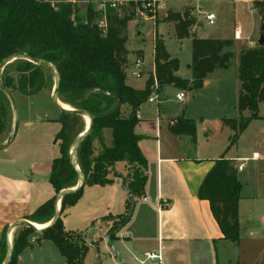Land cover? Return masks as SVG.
Instances as JSON below:
<instances>
[{
	"label": "trees",
	"instance_id": "16d2710c",
	"mask_svg": "<svg viewBox=\"0 0 264 264\" xmlns=\"http://www.w3.org/2000/svg\"><path fill=\"white\" fill-rule=\"evenodd\" d=\"M98 1L104 0L58 3L45 0H0V64L15 54L28 55L52 64L61 77V103L71 109L87 112L94 120L90 136L77 151L78 166L85 177V186L62 199L60 218L52 227L41 233L26 227L15 230L11 241L13 258L10 264H19L18 258L31 246L29 237L34 234L54 243L67 264H84L90 245L81 234L67 232L61 216L78 203L85 187L113 184L118 164L126 165L129 173L126 189L135 204L145 195L147 161L139 148L141 137L135 134V127L138 124L137 113L151 95L153 76L149 77L144 90H135L127 85V28L132 14L125 11L121 15L109 11L108 33L103 35L97 26L100 13L95 2ZM124 1H128L131 6L141 5L147 0ZM258 14L264 23V7ZM168 18L177 23L178 39L191 37L190 29L195 23L192 19H184L182 14H168ZM233 48L232 40L192 37V62L189 65L193 75L189 90L196 91L203 87L208 75L217 70H228L232 61L238 60L239 117L222 121L225 128L234 132L227 151L236 145L240 135L254 120L260 119V105L264 104V49L258 46L242 50L236 57ZM154 68L159 93L166 86H174L178 90L189 88L188 81L176 75L180 69L179 60L170 57L164 43L158 38L154 41ZM53 81L49 71L24 60L8 65L2 74L3 85L14 96H35L43 90L51 91ZM92 89H101L113 97L95 93L86 98ZM119 101L122 106L130 108L129 117H123L121 109L114 115H108ZM59 122L62 129L55 141L59 144L61 157L53 162L49 178L56 195L27 219L33 224H49L55 215L56 196L78 184V175L70 163L69 152L73 142L86 130V121L81 116L61 113ZM11 127V104L0 90V143L6 142ZM171 133L188 137L196 143V122L181 118L171 127ZM242 189L235 162L227 159L225 153L214 162L198 190L199 200L209 203L224 240L235 246L240 243L239 204ZM131 197L125 215L105 220L115 221L114 226H124L133 209ZM6 232L7 229L0 239V264H4L7 256Z\"/></svg>",
	"mask_w": 264,
	"mask_h": 264
},
{
	"label": "crops",
	"instance_id": "0c3cea01",
	"mask_svg": "<svg viewBox=\"0 0 264 264\" xmlns=\"http://www.w3.org/2000/svg\"><path fill=\"white\" fill-rule=\"evenodd\" d=\"M45 1L73 2V0ZM199 11H202L201 6ZM185 14L182 13L183 18ZM198 26L202 27V24L199 23ZM156 38H153V48ZM221 40L235 41L234 37ZM233 51L237 54L235 48ZM128 52L126 83L135 90H144L154 65V54L153 60L150 61L146 59L143 50H138L135 60H131L130 51ZM137 58L145 61L143 75L139 79L133 76ZM176 75L179 77L178 73ZM208 76L203 87L198 90H203L211 84L207 81ZM183 80L192 82L193 75ZM174 89V86H169L168 89L164 87L159 93L158 102H146L137 113L138 124L135 127V134L141 137L139 148L147 161V184L145 195L137 200L135 208L132 209L134 211L132 217L115 236L113 245L122 259L129 264H153L146 259L145 254L158 252L160 249L162 264H220L217 247L219 245L225 247V242L228 241L224 240L209 203L199 200L198 190L214 162L223 154L217 159L201 156L197 149L198 136L202 133V141L211 143L213 133L209 122L200 116L202 114L199 113L197 116L194 91L188 92L185 109L172 105L170 94ZM43 91L52 97L49 90ZM37 95L15 96L19 110L17 134L7 148L0 150V239L4 230L12 223L28 221L27 219L41 205L56 195L49 178L53 162L61 157L59 144L55 141L62 129L59 122L61 112L58 109L54 111L49 107L37 105L35 101ZM238 95L239 90L236 95L237 115L233 118H227L224 113L225 107L221 97L213 98L209 102L213 111L217 113L215 125L222 133L226 132L222 123L224 119L239 117ZM125 107L129 112L122 116L127 118L131 110L124 105L121 112ZM181 118L196 122V143L188 137H178L171 133V127ZM106 136L109 144L108 133ZM226 158L233 160L236 168L241 164L236 157ZM260 160L261 158L253 161ZM116 170L128 178L129 173L125 164H118ZM114 180L113 184L105 187H85L78 203L68 208L61 216L65 230L81 234L90 245L84 264L89 262L123 264L106 244V237L114 227L115 221L105 219L125 215L130 197L122 182H117L115 177ZM242 202L241 192L239 220ZM14 232L15 230L11 235V241ZM29 242L31 246L20 254L19 264H67L59 250L57 249L61 257L52 249L50 244L54 246L55 244L42 239L39 234L31 235Z\"/></svg>",
	"mask_w": 264,
	"mask_h": 264
},
{
	"label": "rangeland",
	"instance_id": "374dc122",
	"mask_svg": "<svg viewBox=\"0 0 264 264\" xmlns=\"http://www.w3.org/2000/svg\"><path fill=\"white\" fill-rule=\"evenodd\" d=\"M199 6L202 7V11H199ZM199 6L197 7L195 3L181 4L165 0L164 10L156 14L154 23L151 20H146L145 17L148 16V13L143 11L141 5H129L128 12L132 14V19L129 21L127 28V48L130 51V59L135 60V56L137 57L139 53L138 50H143L146 59L153 60V38L157 37L164 43L170 57L179 60L180 70L178 76L182 79H188L192 76L189 69L192 62V37L197 39H230L234 37L235 28L241 26L243 30L242 40L233 42L236 53L238 54L240 50L259 46L262 21L261 15L258 13L264 7V0H201ZM188 12L192 15L190 19L195 22L190 29L191 37L189 39H178L176 37L177 23L170 20L168 14ZM209 14L216 16L214 25L208 23L207 17ZM199 23L202 24V27L198 26ZM236 41H238L237 44L240 47L236 46ZM137 60H141L144 65L145 61L143 59L137 58ZM130 70H128L129 73ZM153 71H155L154 65H152L150 75ZM237 71L238 60L234 59L228 70H218L208 76L207 81L211 82L208 87L194 91V107H196L195 111L198 114L196 115L202 114L200 116L209 122L213 133L212 141L209 144L202 141L203 135L199 133L197 149L201 156L207 159H217L225 153L226 157H236L238 160L249 159L245 169L238 172L239 181L243 185V202L239 220L240 243L235 246L230 242H225L226 246L219 245L217 250L220 264H264V104L260 105V119L254 120L246 131L240 135L236 145L228 151L233 133L228 128L224 133L218 131V127L215 125L217 113L209 105L213 98L221 97L227 118H233L237 115L236 95L240 88ZM207 81L206 83H208ZM188 83L189 88L181 90L187 96L188 92H193L189 90L192 82L188 81ZM54 85L55 79L51 93H53ZM166 87L168 89L169 86ZM179 91L177 88L171 90V104L175 105L176 108L185 109L188 98L184 102H178L176 94ZM35 101L37 105L40 104L44 108L49 107L50 110L54 111L57 109L52 97L50 98L45 91H41L35 97ZM215 108L217 109L216 106ZM128 112L129 110L126 107L122 110L124 116ZM253 153H257L261 160L252 161ZM50 245L59 256L57 248L53 244ZM89 264L92 263L89 262Z\"/></svg>",
	"mask_w": 264,
	"mask_h": 264
},
{
	"label": "water",
	"instance_id": "95a60500",
	"mask_svg": "<svg viewBox=\"0 0 264 264\" xmlns=\"http://www.w3.org/2000/svg\"><path fill=\"white\" fill-rule=\"evenodd\" d=\"M185 19H190L191 18V14L190 12L186 13L184 15ZM258 45L259 47H261L262 49H264V23H262L261 28H260V37H259V41H258ZM19 60H24V61H28L31 62L35 65H37L38 67L44 68L47 71H49L54 79H55V85H54V89H53V93H52V100L53 103L55 104L56 108L61 112V113H65L68 115H77V116H81L84 119H89L90 120V124L86 127V130L84 131V133H82L71 145L70 148V152H69V158H70V163L72 165V167L75 169L77 175H78V184L75 188L70 189V190H64L61 191L57 196H56V200H55V215L53 217V219L51 220V222L49 223V225L47 227H45L44 229H37V227L35 226V224L25 221V220H20V221H16L14 223H12L6 232V240H7V256H6V260L4 262V264H10L13 258V249H12V242H11V235L13 233L14 230H16L19 227H26V228H30L33 229L36 233H41L42 231L52 227L53 225H55L57 223V221L60 218V206H61V201L64 197L71 195V194H75L77 193L79 190H81L84 186H85V177L83 176V174L81 173L79 166H78V157H77V151L79 149V147L81 146V144L90 136L91 132H92V126H93V117L88 114L85 111H79V110H74L71 108H62L61 107V101L59 100V88H60V82H61V77L60 74L58 72V70L50 63L45 62V61H41V60H35L31 57H29L28 55H24V54H15L12 55L10 57H8L7 59H5L1 64H0V90L7 96V98L10 101L11 104V108H12V127H11V131L9 133L8 139L6 142L4 143H0V150H3L5 148H7L15 139V136L17 134V130H18V124H19V110H18V105H17V101L16 98L14 96V94L7 88H5V86L3 85L2 82V74L4 69ZM203 76V74H202ZM95 93H102L106 96H110L113 97L112 94L102 91L101 89H92L90 90L87 95L86 98H89L91 95L95 94ZM122 108V102L119 101L118 105L116 106V108L111 111L110 113H108V115H114L116 113H118L120 111V109ZM114 177L117 179V182H122V186L123 188H126L127 185V180L128 178L126 176H124L123 174L116 172L114 174ZM131 197V196H130ZM132 203H133V209L135 208V202L133 200V198L131 197ZM133 210L130 214V217L128 219V221L130 220V218L133 215ZM124 226L121 225H117L114 226L113 229L110 231V233L107 235L106 237V244L107 246L111 249V251L113 252V254L115 256H117L120 261L123 264H129L126 261H124L120 255V253L117 251V249L115 248V246L113 245V240L112 238L115 237L117 234H119ZM93 248V247H92ZM94 249V248H93ZM97 253V251H96ZM98 255V253H97Z\"/></svg>",
	"mask_w": 264,
	"mask_h": 264
},
{
	"label": "built area",
	"instance_id": "2783aa9c",
	"mask_svg": "<svg viewBox=\"0 0 264 264\" xmlns=\"http://www.w3.org/2000/svg\"><path fill=\"white\" fill-rule=\"evenodd\" d=\"M172 2H177L181 4H190V3H195L196 6H199V3L201 0H169ZM164 4L165 0H147L141 3V7L144 12L148 13V16H146V20H153L155 21L156 14L159 11H162L164 9ZM96 9L100 13V18L97 20V26L101 30L103 35H106L108 33V13L109 11H116L120 13L121 15L125 14V11L128 10L129 2L124 1V0H104V1H98L95 2ZM199 9V7H198ZM256 12V10H253ZM208 23L210 25L215 24L216 16L214 14H209L207 17ZM242 27L237 26L234 30V38L235 40H242ZM143 62L141 60H136L134 64V72L133 76L137 79L141 78L143 75ZM153 76V85L151 87V95L148 99V102L154 103L158 102L159 98V86L157 82V78L155 76V71H153L152 75ZM187 99V95L180 91L176 95V100L178 102H184ZM260 156L258 154H253L251 157V160H259ZM240 165L237 167V171L241 172L245 169L246 163L249 162V159H241ZM145 257L148 261H150L153 264H162V249H160L158 252H149L145 254Z\"/></svg>",
	"mask_w": 264,
	"mask_h": 264
},
{
	"label": "bare ground",
	"instance_id": "6f19581e",
	"mask_svg": "<svg viewBox=\"0 0 264 264\" xmlns=\"http://www.w3.org/2000/svg\"><path fill=\"white\" fill-rule=\"evenodd\" d=\"M60 105H61L62 108H65V109L69 108L68 106L64 105L63 103H61ZM85 121H86V125L88 126L90 124V120L87 118V119H85ZM48 225L49 224H47V225H38V224H35V226L37 227V229H44Z\"/></svg>",
	"mask_w": 264,
	"mask_h": 264
}]
</instances>
